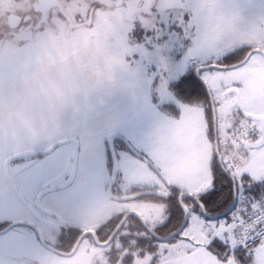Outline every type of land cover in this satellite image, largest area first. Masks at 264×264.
I'll return each mask as SVG.
<instances>
[{
    "label": "snow or ice",
    "instance_id": "snow-or-ice-1",
    "mask_svg": "<svg viewBox=\"0 0 264 264\" xmlns=\"http://www.w3.org/2000/svg\"><path fill=\"white\" fill-rule=\"evenodd\" d=\"M0 264H264V0L0 23Z\"/></svg>",
    "mask_w": 264,
    "mask_h": 264
},
{
    "label": "rangeland",
    "instance_id": "rangeland-1",
    "mask_svg": "<svg viewBox=\"0 0 264 264\" xmlns=\"http://www.w3.org/2000/svg\"><path fill=\"white\" fill-rule=\"evenodd\" d=\"M26 0H0V23L7 22L8 14L19 15Z\"/></svg>",
    "mask_w": 264,
    "mask_h": 264
},
{
    "label": "water",
    "instance_id": "water-1",
    "mask_svg": "<svg viewBox=\"0 0 264 264\" xmlns=\"http://www.w3.org/2000/svg\"><path fill=\"white\" fill-rule=\"evenodd\" d=\"M18 18L17 14L11 13L7 16V22H13Z\"/></svg>",
    "mask_w": 264,
    "mask_h": 264
},
{
    "label": "flooded vegetation",
    "instance_id": "flooded-vegetation-1",
    "mask_svg": "<svg viewBox=\"0 0 264 264\" xmlns=\"http://www.w3.org/2000/svg\"><path fill=\"white\" fill-rule=\"evenodd\" d=\"M9 15V14H8Z\"/></svg>",
    "mask_w": 264,
    "mask_h": 264
}]
</instances>
